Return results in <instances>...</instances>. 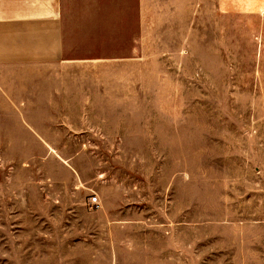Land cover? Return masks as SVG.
I'll use <instances>...</instances> for the list:
<instances>
[{
	"label": "rangeland",
	"instance_id": "rangeland-1",
	"mask_svg": "<svg viewBox=\"0 0 264 264\" xmlns=\"http://www.w3.org/2000/svg\"><path fill=\"white\" fill-rule=\"evenodd\" d=\"M65 5L95 58L0 66V264H264V0Z\"/></svg>",
	"mask_w": 264,
	"mask_h": 264
},
{
	"label": "crops",
	"instance_id": "crops-1",
	"mask_svg": "<svg viewBox=\"0 0 264 264\" xmlns=\"http://www.w3.org/2000/svg\"><path fill=\"white\" fill-rule=\"evenodd\" d=\"M65 1L0 0V66H38L47 75L64 61L95 58L67 55L78 40L75 15Z\"/></svg>",
	"mask_w": 264,
	"mask_h": 264
},
{
	"label": "built area",
	"instance_id": "built-area-1",
	"mask_svg": "<svg viewBox=\"0 0 264 264\" xmlns=\"http://www.w3.org/2000/svg\"><path fill=\"white\" fill-rule=\"evenodd\" d=\"M91 202H92V205L95 206L97 204V202H98L97 197H92L91 198Z\"/></svg>",
	"mask_w": 264,
	"mask_h": 264
}]
</instances>
